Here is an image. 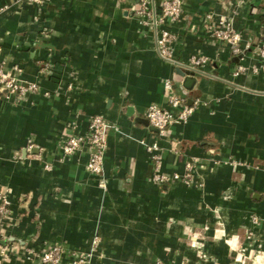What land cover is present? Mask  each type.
I'll return each instance as SVG.
<instances>
[{
  "label": "crops",
  "instance_id": "obj_1",
  "mask_svg": "<svg viewBox=\"0 0 264 264\" xmlns=\"http://www.w3.org/2000/svg\"><path fill=\"white\" fill-rule=\"evenodd\" d=\"M150 1L159 10L162 0ZM137 3L0 0V63L19 66L22 80L41 88L22 102L0 101V191L10 201L0 264H39L24 247L90 252L95 236L91 264H264V71L233 74L239 64L261 66L263 1H187L165 25L176 36L177 65L159 58L158 33L139 23ZM207 13L234 18L252 45L242 59L212 41ZM193 55L209 62L192 70ZM165 79L194 111L160 136L135 116L168 107ZM94 115L109 124L105 190L86 169L88 146L62 152ZM152 144L168 175L198 159L194 181L153 182Z\"/></svg>",
  "mask_w": 264,
  "mask_h": 264
},
{
  "label": "built area",
  "instance_id": "obj_2",
  "mask_svg": "<svg viewBox=\"0 0 264 264\" xmlns=\"http://www.w3.org/2000/svg\"><path fill=\"white\" fill-rule=\"evenodd\" d=\"M31 3L42 5L46 0H29ZM189 0H162L160 8L157 10L151 5L150 0H137L136 15L139 17L141 25L153 26L157 31L156 49L160 59L177 65L173 56V44L176 36L165 28L167 22H177L184 12V5ZM263 4H264V0ZM2 8H0V11ZM203 27L214 42L224 43L230 50L231 54L236 57L245 56L251 50L252 45L243 43L242 35L234 25V18L231 16H219L214 13H207L203 20ZM258 56L261 66L247 68L242 64L237 65L233 74L238 76L246 73L248 70L257 73L259 70L264 71V40L257 46ZM209 62L205 55H193L190 58L189 68L200 70ZM46 67L40 72L45 73ZM22 69L14 65L11 68L5 67L0 63V101L22 102L31 94L39 93L40 86L35 82L24 81L21 78ZM164 96L168 107H162L152 104L146 111V119L149 124L157 129L160 136H163L168 128L174 124H184L194 111V106L186 104V99L178 95L175 91L173 81L165 79L163 82ZM47 94V93H46ZM176 111V112H175ZM109 124L102 115H94L89 120L88 133L84 136L71 135L67 137L62 145L64 155H71L82 149L85 145L90 149L86 162V169L92 175L98 177V186L105 190L106 180L103 176V167L105 154L107 150V131ZM32 147V146H30ZM153 161V174L151 180L160 185L182 182L191 184L195 178V170L198 165V159L191 158L186 161L185 172L183 174L173 173L168 175L162 172V159L159 153V147L152 144L147 147ZM50 166H46L49 168ZM9 190L0 191V239L3 236V227L5 219L9 215ZM259 217H253L252 222L257 224ZM251 234L248 235V238ZM100 243L99 237L95 236L92 241L90 252L71 251L66 252L60 244H53L40 252L32 248L24 247L28 259H37L39 264H64L65 256H69V264H91V260ZM7 247H2L6 251ZM157 264H163L161 262Z\"/></svg>",
  "mask_w": 264,
  "mask_h": 264
},
{
  "label": "water",
  "instance_id": "obj_3",
  "mask_svg": "<svg viewBox=\"0 0 264 264\" xmlns=\"http://www.w3.org/2000/svg\"><path fill=\"white\" fill-rule=\"evenodd\" d=\"M176 70H177V72H178L181 76L185 77V82L190 81V84H193V82L195 81L194 78L189 79L190 76H189V75L185 76L186 73H184L183 71H181V69H180L179 67H177ZM129 112H130L129 114H131L132 109H129ZM135 120L138 121V122H140V123H143V124L149 126L150 129H152V130H154V131H157L156 128H154L153 126H151V125L149 124V121H148L147 119H144V118H142V117L135 116Z\"/></svg>",
  "mask_w": 264,
  "mask_h": 264
}]
</instances>
